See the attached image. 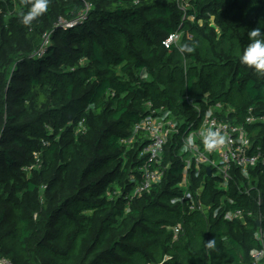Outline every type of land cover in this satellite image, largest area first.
Returning <instances> with one entry per match:
<instances>
[{"label":"trees","instance_id":"obj_1","mask_svg":"<svg viewBox=\"0 0 264 264\" xmlns=\"http://www.w3.org/2000/svg\"><path fill=\"white\" fill-rule=\"evenodd\" d=\"M33 2L0 3L2 254L13 264L249 263L260 245L264 174L250 195L239 194L243 178L233 169L234 203L217 216L225 192L204 168L198 178L191 172L190 189L204 183L208 216L172 199L181 195L182 135L206 109L221 104L220 116L233 123L250 108L264 117V73L239 61L248 33L264 31V0H48L24 25ZM177 31L180 43L166 48ZM184 44L195 51L181 53ZM159 108L179 129L165 147L168 169L133 197L148 142L133 127ZM249 130L264 149V121ZM133 136L131 148L120 142ZM36 154L42 165L25 170ZM237 207L255 215L224 219Z\"/></svg>","mask_w":264,"mask_h":264},{"label":"built area","instance_id":"obj_2","mask_svg":"<svg viewBox=\"0 0 264 264\" xmlns=\"http://www.w3.org/2000/svg\"><path fill=\"white\" fill-rule=\"evenodd\" d=\"M16 3L17 0H12ZM8 4V0H0V3ZM0 13H4L2 6H0ZM9 13V11H8ZM182 34L178 31L172 33L163 44L166 48L173 44H178L181 40ZM48 36L44 44H47ZM151 107L152 103L148 102ZM223 108L221 104L210 106L202 114V121L199 126H192L182 135V146L185 150L186 158L184 165L183 178L181 182H187V176L194 172L196 178L200 177L203 168L207 174L212 176L216 181L228 190H230V182L235 180L232 172L237 169L238 177L243 182L238 184L239 194L250 195L251 190L254 189L255 183L259 181L260 174H264V149L261 145H256L250 136L249 127L251 124L264 121V117L256 116L253 109H249V114L241 123H233L224 120L220 116ZM169 111H163L162 108L151 110L150 113L144 116L142 120L134 125V134L144 132L148 138V142L141 148L140 157L143 158L142 164L138 168L139 180L132 192V196L142 195L144 192L150 191L154 185L159 184L165 176L168 165H163V156L165 154V147L174 132H178L176 121L170 118ZM83 129V122L80 123ZM215 133V136L207 140L212 146H206V139L208 133ZM121 139V143H127L134 139ZM37 159L36 166L39 168L42 164L38 154L35 155ZM33 169L34 165L26 167ZM25 168V170H27ZM28 171V170H27ZM30 171V170H29ZM189 174V178L190 175ZM202 187L193 192L191 189L182 191L181 195L172 199V203H186L190 211L199 210L204 212L207 216L210 213L211 207L202 201ZM259 205L263 203L262 196L257 198ZM225 203H234L232 197L224 199L222 197L221 204L214 210V215H220ZM224 219L233 221L240 220L246 222L247 217L254 216L252 210H244L243 208H230L224 212ZM259 221L255 237L259 242L258 248H253L250 252L251 261L249 263H232V264H264V215L260 214L256 219ZM176 233L179 232V226L175 228ZM0 264H13L12 260L3 255L0 249Z\"/></svg>","mask_w":264,"mask_h":264},{"label":"clouds","instance_id":"obj_3","mask_svg":"<svg viewBox=\"0 0 264 264\" xmlns=\"http://www.w3.org/2000/svg\"><path fill=\"white\" fill-rule=\"evenodd\" d=\"M48 0H34L29 11L23 14L20 18V22L24 25H30L39 15L43 14L47 10ZM250 43L243 48L239 54V61L241 64L246 65L254 69L258 73H264V31L261 27L252 29L249 33ZM179 51L181 53H192L195 51L193 46L184 44ZM215 136V133L209 132L206 139V146L212 145L207 142ZM215 245V238L205 242L207 248H213Z\"/></svg>","mask_w":264,"mask_h":264},{"label":"rangeland","instance_id":"obj_4","mask_svg":"<svg viewBox=\"0 0 264 264\" xmlns=\"http://www.w3.org/2000/svg\"><path fill=\"white\" fill-rule=\"evenodd\" d=\"M183 7V6H182ZM17 10L18 9V6L16 5V4H14V8H13V12H14V10ZM180 43V40H179V42H178V44ZM219 110H222V108H220ZM176 124H177V122H175ZM179 123V122H178ZM171 138V136L169 137V139ZM136 139H137V137L136 138H134V139H132L131 141H129V142H127V143H125V145H127L128 146V148H131L132 146H133V144L135 143V141H136ZM180 153H182V154H185V150L183 149V148H181L180 149ZM36 163H37V159L35 158L34 159V162L32 163V165H34V168L36 169L37 168V166H36ZM27 170H31V169H28V168H26ZM190 174V173H189ZM189 174H188V176H187V182H179L178 184H177V186L179 187V188H181V192L182 191H186L187 189H190V185H191V180H190V178H189ZM191 177V176H190ZM217 184H216V186H217V188L218 189H220V190H224V195H223V197H224V199H226V198H229L230 199V190H228V189H226L222 184H221V182H216ZM115 189H116V191L117 192H120L121 190H120V188L119 187H117V186H115ZM261 193V192H260ZM233 199V198H232ZM218 215V214H217ZM216 215V216H217Z\"/></svg>","mask_w":264,"mask_h":264},{"label":"water","instance_id":"obj_5","mask_svg":"<svg viewBox=\"0 0 264 264\" xmlns=\"http://www.w3.org/2000/svg\"><path fill=\"white\" fill-rule=\"evenodd\" d=\"M257 225H259V221L257 222Z\"/></svg>","mask_w":264,"mask_h":264}]
</instances>
